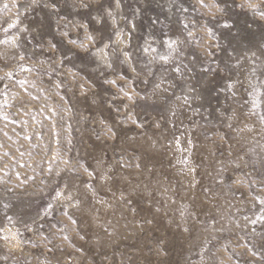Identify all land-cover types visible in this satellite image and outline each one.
<instances>
[{"label":"clouds","instance_id":"clouds-1","mask_svg":"<svg viewBox=\"0 0 264 264\" xmlns=\"http://www.w3.org/2000/svg\"><path fill=\"white\" fill-rule=\"evenodd\" d=\"M0 264H264V0H0Z\"/></svg>","mask_w":264,"mask_h":264}]
</instances>
